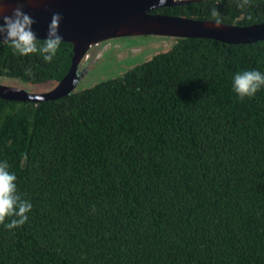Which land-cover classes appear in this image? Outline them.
Returning a JSON list of instances; mask_svg holds the SVG:
<instances>
[{"label": "trees", "instance_id": "trees-1", "mask_svg": "<svg viewBox=\"0 0 264 264\" xmlns=\"http://www.w3.org/2000/svg\"><path fill=\"white\" fill-rule=\"evenodd\" d=\"M213 8L264 23V0L154 14L213 21ZM168 40L56 101L0 98V162L33 205L22 227L0 225V264H264V88L233 91L236 73H264V41ZM72 58L66 42L50 63L0 44V84L48 92Z\"/></svg>", "mask_w": 264, "mask_h": 264}, {"label": "water", "instance_id": "water-1", "mask_svg": "<svg viewBox=\"0 0 264 264\" xmlns=\"http://www.w3.org/2000/svg\"><path fill=\"white\" fill-rule=\"evenodd\" d=\"M213 0H0L5 15L18 6L36 23L33 31L39 40L47 37L52 15L62 17V42L73 46L72 65L66 76L50 91L32 93L25 88L0 84V98L14 102L40 104L72 94L87 75L81 64L96 46L117 39L133 37H167L212 39L226 44H253L264 41V23L241 27L213 21L154 14L162 8ZM2 23V20H0Z\"/></svg>", "mask_w": 264, "mask_h": 264}, {"label": "clouds", "instance_id": "clouds-1", "mask_svg": "<svg viewBox=\"0 0 264 264\" xmlns=\"http://www.w3.org/2000/svg\"><path fill=\"white\" fill-rule=\"evenodd\" d=\"M167 0H159L165 4ZM252 0H237V6L241 9L251 6ZM3 2H0V44H8L15 53L21 56L39 53L45 62H52L60 49L63 37L60 34L62 17L59 13L52 15L48 26L47 37L39 44V38L33 25L36 21L18 6L12 10V15H5ZM213 22L217 28L222 26L221 14L217 8L211 10ZM31 74V69H26ZM264 88V73L258 70H246L238 72L233 77V91L243 101L245 98H253ZM17 176L9 171L6 161L0 162V225L8 230L22 227L28 221V213L33 205L28 200L22 199L18 193ZM12 218L10 222L6 221Z\"/></svg>", "mask_w": 264, "mask_h": 264}, {"label": "rangeland", "instance_id": "rangeland-1", "mask_svg": "<svg viewBox=\"0 0 264 264\" xmlns=\"http://www.w3.org/2000/svg\"><path fill=\"white\" fill-rule=\"evenodd\" d=\"M172 41L166 37H133L111 40L93 48L81 64L88 75L79 88L91 82L116 76L127 67L150 58L154 53L167 49ZM95 85V84H94ZM33 93H42L33 91Z\"/></svg>", "mask_w": 264, "mask_h": 264}, {"label": "flooded vegetation", "instance_id": "flooded-vegetation-1", "mask_svg": "<svg viewBox=\"0 0 264 264\" xmlns=\"http://www.w3.org/2000/svg\"><path fill=\"white\" fill-rule=\"evenodd\" d=\"M80 69H81V68H80ZM81 70H85V69L82 68ZM86 70H87V69H86ZM87 75H88V70H87ZM87 75H86V76H87Z\"/></svg>", "mask_w": 264, "mask_h": 264}]
</instances>
